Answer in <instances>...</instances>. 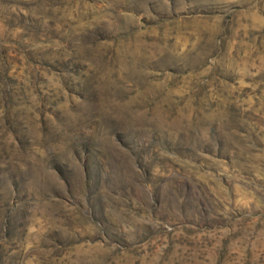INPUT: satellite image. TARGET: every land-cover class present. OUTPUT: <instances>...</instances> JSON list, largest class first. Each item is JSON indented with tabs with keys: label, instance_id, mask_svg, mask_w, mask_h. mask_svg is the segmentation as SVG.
I'll return each instance as SVG.
<instances>
[{
	"label": "rangeland",
	"instance_id": "1",
	"mask_svg": "<svg viewBox=\"0 0 264 264\" xmlns=\"http://www.w3.org/2000/svg\"><path fill=\"white\" fill-rule=\"evenodd\" d=\"M0 264H264V0H0Z\"/></svg>",
	"mask_w": 264,
	"mask_h": 264
}]
</instances>
